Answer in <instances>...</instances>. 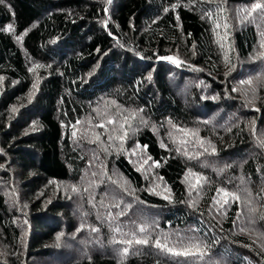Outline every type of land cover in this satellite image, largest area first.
Masks as SVG:
<instances>
[{
	"label": "trees",
	"instance_id": "1",
	"mask_svg": "<svg viewBox=\"0 0 264 264\" xmlns=\"http://www.w3.org/2000/svg\"><path fill=\"white\" fill-rule=\"evenodd\" d=\"M0 264H264V0H0Z\"/></svg>",
	"mask_w": 264,
	"mask_h": 264
},
{
	"label": "rangeland",
	"instance_id": "2",
	"mask_svg": "<svg viewBox=\"0 0 264 264\" xmlns=\"http://www.w3.org/2000/svg\"><path fill=\"white\" fill-rule=\"evenodd\" d=\"M212 24L214 26V32H215L216 38L222 41L225 36L223 35L224 30H223V24H222V15L219 12H216L214 15H212ZM175 64L177 63L175 62ZM176 90H177V87H176ZM178 90L181 91L179 88Z\"/></svg>",
	"mask_w": 264,
	"mask_h": 264
},
{
	"label": "bare ground",
	"instance_id": "3",
	"mask_svg": "<svg viewBox=\"0 0 264 264\" xmlns=\"http://www.w3.org/2000/svg\"><path fill=\"white\" fill-rule=\"evenodd\" d=\"M248 211V210H247ZM248 215V214H247Z\"/></svg>",
	"mask_w": 264,
	"mask_h": 264
}]
</instances>
